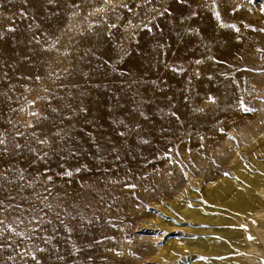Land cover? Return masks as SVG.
<instances>
[{
	"label": "rangeland",
	"instance_id": "1",
	"mask_svg": "<svg viewBox=\"0 0 264 264\" xmlns=\"http://www.w3.org/2000/svg\"><path fill=\"white\" fill-rule=\"evenodd\" d=\"M0 140V264H264V0H0Z\"/></svg>",
	"mask_w": 264,
	"mask_h": 264
},
{
	"label": "bare ground",
	"instance_id": "2",
	"mask_svg": "<svg viewBox=\"0 0 264 264\" xmlns=\"http://www.w3.org/2000/svg\"><path fill=\"white\" fill-rule=\"evenodd\" d=\"M215 20V19H214ZM214 27V26H213ZM216 26L214 27V30H213V32L215 31L216 32ZM218 30V29H217ZM215 36H216V34H215ZM249 188H251V187H249ZM228 190H229V188H228ZM231 190V189H230ZM251 190V189H250ZM254 191V190H253ZM255 193V192H254ZM247 196L248 195H240V193H238L237 194V196H236V199L232 202V204L233 205H238V206H240V205H248V203H249V200L247 199Z\"/></svg>",
	"mask_w": 264,
	"mask_h": 264
},
{
	"label": "snow or ice",
	"instance_id": "3",
	"mask_svg": "<svg viewBox=\"0 0 264 264\" xmlns=\"http://www.w3.org/2000/svg\"><path fill=\"white\" fill-rule=\"evenodd\" d=\"M149 2H150V0H149ZM166 11H167V10H166ZM37 79H39V77H38ZM253 111H254V109H253ZM2 143H3V141L0 140V144H2ZM17 147H19V145H17ZM0 223H2V221H0Z\"/></svg>",
	"mask_w": 264,
	"mask_h": 264
}]
</instances>
